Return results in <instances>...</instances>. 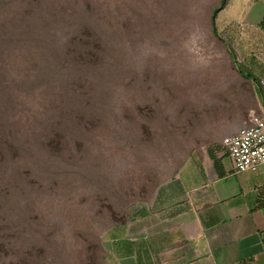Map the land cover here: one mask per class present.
<instances>
[{
  "label": "rangeland",
  "instance_id": "374dc122",
  "mask_svg": "<svg viewBox=\"0 0 264 264\" xmlns=\"http://www.w3.org/2000/svg\"><path fill=\"white\" fill-rule=\"evenodd\" d=\"M215 4L0 0V264H120L110 229L218 132Z\"/></svg>",
  "mask_w": 264,
  "mask_h": 264
},
{
  "label": "crops",
  "instance_id": "0c3cea01",
  "mask_svg": "<svg viewBox=\"0 0 264 264\" xmlns=\"http://www.w3.org/2000/svg\"><path fill=\"white\" fill-rule=\"evenodd\" d=\"M207 1L239 74L206 105L217 134L110 229L120 264H264V165L236 171L223 142L264 117V0Z\"/></svg>",
  "mask_w": 264,
  "mask_h": 264
},
{
  "label": "built area",
  "instance_id": "2783aa9c",
  "mask_svg": "<svg viewBox=\"0 0 264 264\" xmlns=\"http://www.w3.org/2000/svg\"><path fill=\"white\" fill-rule=\"evenodd\" d=\"M223 142L236 171L259 169L264 165V117L253 115L249 123Z\"/></svg>",
  "mask_w": 264,
  "mask_h": 264
}]
</instances>
